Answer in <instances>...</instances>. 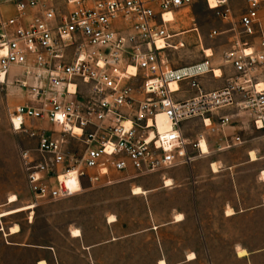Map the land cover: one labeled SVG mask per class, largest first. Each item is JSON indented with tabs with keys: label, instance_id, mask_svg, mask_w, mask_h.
Masks as SVG:
<instances>
[{
	"label": "built area",
	"instance_id": "built-area-1",
	"mask_svg": "<svg viewBox=\"0 0 264 264\" xmlns=\"http://www.w3.org/2000/svg\"><path fill=\"white\" fill-rule=\"evenodd\" d=\"M196 1L0 0V86L27 91L29 102L9 120L14 133L36 140L33 154L21 152L30 208L190 165L188 148L199 151L205 134L189 142L183 124L200 119L214 132V118L221 128L232 123L223 110H235L264 138V0H243L246 12L230 31L257 41L238 39L218 77L203 49L204 61L179 69L167 58L185 47L174 39L187 32L172 33L175 18L166 16ZM216 5V15L229 21L227 0ZM208 75L226 85L205 91L198 79ZM181 84L195 95L176 98ZM160 115L169 123L164 132ZM241 144L236 136L228 148ZM71 177L79 192L67 186Z\"/></svg>",
	"mask_w": 264,
	"mask_h": 264
},
{
	"label": "rangeland",
	"instance_id": "rangeland-1",
	"mask_svg": "<svg viewBox=\"0 0 264 264\" xmlns=\"http://www.w3.org/2000/svg\"><path fill=\"white\" fill-rule=\"evenodd\" d=\"M227 8L231 13L229 21L209 10L204 0H198L190 9L181 10L171 27L172 33H185L196 27L202 48L195 33L175 38L174 43L182 41L186 45L178 51L168 52V61L174 68L204 61V49L212 51L211 61L217 67L223 64L224 53L231 51L238 39L249 43L257 41L256 38L238 35L239 29L236 32L230 31L233 28L232 22L237 23L246 12L245 2L227 0ZM260 20L264 27V3ZM211 31H217L220 35L209 39ZM206 78L211 81V89H220L226 85L225 79L214 81L210 75ZM29 100L26 90L17 86H0V228H3L0 232V264H39L40 260H45L47 264H155L154 256L160 248L151 233L119 238L116 242H111L112 237L117 238L128 232L138 233L152 225L169 222L177 213H183L187 222L180 227H167L162 238L167 242L173 240L183 247L193 246L198 249L200 242L195 233L194 216L197 212L210 240L213 264H239L232 256L233 243L236 236L241 239L249 236L250 228L230 226L221 218L220 208L224 202L236 198L237 191L248 199L251 196L254 198L256 194L259 197L264 194V184L257 179L259 171L264 169V138L248 126L246 119H242V123L232 119L233 126L238 127L235 137L239 136L246 146L231 147L221 155V172L217 176L209 174L208 162L194 163L198 174L196 188L199 198L195 207L191 191L186 190L190 182L186 180L185 173H180L174 184V187L181 188L180 191L171 192L168 187L162 189L163 177L166 178L165 183L168 180L172 183L170 178L173 172L169 170L90 190L72 198L41 202L30 216L29 206L33 198L21 162V152L30 151L33 154L36 140L26 134L14 133L9 120V112ZM195 120H199L198 125L185 135L191 141L199 134H209V129L203 127L201 120ZM219 136L223 139L219 146L228 148L231 142L228 145L221 133ZM249 149L256 151L255 156L260 159L258 162H246ZM206 152L210 154L208 148ZM137 187L143 194L134 196L133 190ZM157 189V192H153ZM11 196H15L16 201L7 205ZM111 216L117 220L115 225H108ZM263 218L262 214L258 216L260 222ZM14 226L19 227L17 235H3ZM74 229L80 231V237L72 238L71 232ZM253 234L263 236L264 227L255 228Z\"/></svg>",
	"mask_w": 264,
	"mask_h": 264
},
{
	"label": "crops",
	"instance_id": "crops-1",
	"mask_svg": "<svg viewBox=\"0 0 264 264\" xmlns=\"http://www.w3.org/2000/svg\"><path fill=\"white\" fill-rule=\"evenodd\" d=\"M197 2H198V0L195 3H197ZM190 8H188V9H190ZM180 12H181V10L179 12H177L176 16ZM187 32L195 33L192 31V29H190ZM209 81L210 80L207 79L206 77H202V78L198 79L200 86L205 91L212 90L211 84L208 83ZM180 89L182 90V92L179 94H176V98H178V99H189V98L193 97L196 93L195 91L188 89L186 84H181ZM220 114L221 115H233V119H234L233 121H237V123H242L241 120L243 118L239 119V118L235 117V110H223ZM215 120L216 119L214 118L213 122H212V126L216 129V131L211 132L209 130L208 131L209 134L208 135L205 134V140L207 141V144H208V147L210 150V154L206 158H200V156H196L197 154H199V151L194 150L192 148H188V152H189L190 156L195 158L191 162V164L188 166H179V167H176V168H173L170 170L173 172V175H171V178H170L172 180L173 185L171 187H168V188L171 189V192L180 191L181 188L174 187V184H175V182L178 181L180 173H185L186 174V180H188L190 182V187L186 188V190L189 189V191H191L192 202H193L194 207L196 206L198 199H199L198 198V189L196 188V186H197L196 181L198 179V174L196 173V170H195L196 166L194 165V163L205 162V161L208 162L209 174L211 176H217L221 172V170H220L221 164H222L221 155L227 153L228 152L227 150L230 149V148H227V150H226L227 152L217 151L220 148H224L222 146L221 147L219 146L223 142V139L221 138V136H219V133H221L224 136V138L226 139V142L229 145V142H231V143L233 142V139L237 133L236 129H238V127L233 126V121H232L231 125L221 128V127L216 126V124L214 122ZM198 123H199V120H195V119L187 121L186 123H184L183 129L185 131V135L192 132L193 128H195L198 125ZM248 126L250 127L251 125L248 124ZM245 129L246 128H244V130ZM196 139H197V137L195 139H193L192 141L188 140V139L187 140L189 142L195 143ZM217 146H219V147H217ZM245 146L246 145H242L241 147H245ZM241 147L237 146V148H241ZM250 152H254L255 155L257 156L256 151L249 149L247 151L248 161H246V162L248 164H253V163L258 162L260 160L258 157H257V161H254V162L251 161V158L249 155ZM198 159H200V160H198ZM212 163H215L218 166V168H219L218 173L212 172V170H211ZM181 167H184V168H181ZM230 167H228V169H230ZM263 171H264V169L259 171V175H258L257 179L264 184V181L262 180ZM163 178L166 179L165 177H163ZM234 180H235V176H234ZM168 188H166L163 184L162 189H168ZM158 190L159 189L153 190V192H157ZM235 196H236V198L230 200L229 202H224V204L220 208V216L223 219V221L227 222V224H229L230 226L234 225L235 227L242 226V227L250 228V230L248 231L250 233V235L246 236V238H244V239H241L238 236H236L235 241L233 243L232 256L235 259V261L238 262L239 264H264V235L259 237L258 235L253 234V230H255V228L260 227V226L264 227V218L262 219L261 222L258 220L259 215L262 214L264 216V194H262L261 197H259V195L256 194L254 198H252V196H251V198L248 199V198H245L241 194V192L239 193L237 191V192H235ZM7 205H11V204H9V202H7ZM228 210H232L234 214L232 216H228L226 214ZM178 215L181 216V221H179V222L176 221V217ZM194 216H195V221H196L195 222V227H196L195 233L198 235L199 242H200L198 249L194 248L193 246L183 247V245H181L180 243H176L173 240L167 242L162 238V233L164 232V229H166L167 227H180V226H183L187 222V218H185V215L183 213H177L176 215L173 216L172 220H170L169 222H166L164 224H159V225H152V226L145 228L144 230H142L138 233H134V232L129 233L128 232V233H126L122 236H119L117 238L112 237L111 242H116V241H119L120 239H124V238L129 237V236L132 237V236H136V235H142L144 233L145 234L151 233V235L155 236L156 243H157V245L159 244V248H160V249L156 250V255L154 256V258L156 260L155 264H159L161 261H163L165 264H213V262H212L213 256H212L211 250H210V240H208V237L205 234L204 224L200 221L198 212L195 213ZM116 223H117V220L115 223H111V224L115 225ZM111 224L108 222V225H111ZM10 228H8V233L7 234L4 233L3 235H5L6 237H11V236L17 235V234L9 235V229ZM122 228L127 229L126 226H122ZM2 231H3V228L1 227L0 232H2ZM126 232H127V230H126ZM7 244L10 245L9 242H7ZM240 250L245 251L246 255L242 256V257L238 256L239 255L238 252ZM171 259H176V261L172 262V261H170ZM202 259H203V261H202ZM40 261H42V260H40ZM40 261H38V263ZM43 261H45V260H43Z\"/></svg>",
	"mask_w": 264,
	"mask_h": 264
},
{
	"label": "bare ground",
	"instance_id": "bare-ground-1",
	"mask_svg": "<svg viewBox=\"0 0 264 264\" xmlns=\"http://www.w3.org/2000/svg\"><path fill=\"white\" fill-rule=\"evenodd\" d=\"M216 4H217V0H209L210 8H208V7L207 8L209 10L210 9L211 10L212 9H215V8H217V5ZM173 18H175V17L172 14H168L166 16V19H168V20H171ZM187 33H189V32H187ZM204 52H205V54H206L207 57H213L211 50H208L207 49L205 51V49H204ZM213 70H214V73H215V75L217 77L220 76V71H219V69L217 67H214ZM170 87H171L172 90H175L177 86L175 84H172ZM205 123H206L207 127L211 125L210 124L211 122L208 121V120ZM157 126H158V130L160 132H164V131H166V130L169 129V123L166 120L165 116L160 115L157 118ZM241 145H243V143ZM206 148H208V150H209L207 141L205 139H201L200 140V144H199V154H198V156H200V157H207L209 155V152H206ZM226 150H227V148L226 149L225 148H220L217 151H226ZM250 158H251V161H253V162L257 160V157L255 156V154L253 152L250 153ZM211 168H212V171L214 173H218V168H217V165L216 164H213ZM262 180L264 181V172L262 173ZM165 185H166L165 187H170L172 185V183H171L170 180H168L165 183ZM67 186L70 189L75 190V192H79L81 190V188H79L78 184L76 183L75 179L72 178V177L69 178V181H67ZM142 194H143V191L140 188H138V187L133 190V195L134 196H138V195H142ZM76 196H78V195H76ZM15 201H16V197L15 196H11L10 197V200H9V203L12 204ZM29 210L31 211L30 216H32L33 215V208H30L29 207ZM226 214L228 216H232L234 213H233L232 210H228ZM176 221L177 222L181 221V216L178 215L176 217ZM114 222H116V219H115L114 216H111L109 218V223H114ZM19 232H20V230H19V227L18 226H14V227H12V228L9 229V235L18 234ZM71 236H72V238H78V237L81 236V233H80V231L78 229H74L71 232ZM238 254H239L238 256L242 257V256H245L246 255V252L243 251V250H240L238 252ZM39 264H47V263L45 261H40ZM159 264H165V263L163 261H161Z\"/></svg>",
	"mask_w": 264,
	"mask_h": 264
}]
</instances>
